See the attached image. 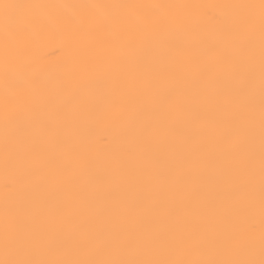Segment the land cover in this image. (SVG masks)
<instances>
[{
  "label": "snow or ice",
  "instance_id": "6c2138e0",
  "mask_svg": "<svg viewBox=\"0 0 264 264\" xmlns=\"http://www.w3.org/2000/svg\"><path fill=\"white\" fill-rule=\"evenodd\" d=\"M195 7L0 0V264H264V0L218 5L213 33ZM48 28L63 71L25 58ZM93 121L122 131L103 158Z\"/></svg>",
  "mask_w": 264,
  "mask_h": 264
},
{
  "label": "bare ground",
  "instance_id": "6f19581e",
  "mask_svg": "<svg viewBox=\"0 0 264 264\" xmlns=\"http://www.w3.org/2000/svg\"><path fill=\"white\" fill-rule=\"evenodd\" d=\"M19 3H37V4H183L196 5L200 7L190 8L186 11L194 16L207 33H213L218 25L215 19L222 13V9L217 7L223 4L235 3H258L259 0H15ZM64 15L68 14V10H59ZM3 32L0 31V106L4 97V64H3ZM25 58L28 60H39L43 66L54 72L67 69L71 60V49L67 42L61 41L54 29L48 28L46 31L37 34L34 44H31L25 51ZM85 134L92 141L96 149L103 158L105 155L115 152L119 149L122 142V131L118 127L110 125L104 121L89 122L84 129ZM3 128L0 122V208L4 198V185L6 182L4 157L2 150ZM12 177V169H9L8 179ZM20 194L23 195V187L21 185ZM232 226L240 236L247 237L251 235H259L261 227V218L259 212L252 215L248 208L240 203L231 210ZM255 224L254 230H249L250 224Z\"/></svg>",
  "mask_w": 264,
  "mask_h": 264
}]
</instances>
